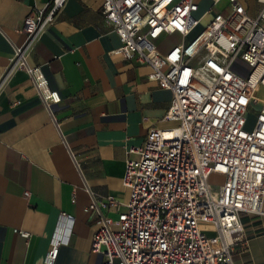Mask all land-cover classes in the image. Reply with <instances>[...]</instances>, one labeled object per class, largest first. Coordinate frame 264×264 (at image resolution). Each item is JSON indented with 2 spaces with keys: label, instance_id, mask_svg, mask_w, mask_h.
I'll return each mask as SVG.
<instances>
[{
  "label": "built area",
  "instance_id": "obj_1",
  "mask_svg": "<svg viewBox=\"0 0 264 264\" xmlns=\"http://www.w3.org/2000/svg\"><path fill=\"white\" fill-rule=\"evenodd\" d=\"M67 1L33 7L11 58L47 107L61 95L28 56ZM256 1L257 14L243 0L103 1L102 14L122 42L116 52L151 66L149 78L174 94L166 118L176 122L131 148L138 158L126 165L125 211L105 215L113 197L94 195L85 208L96 214L91 250L104 255L103 264H234L236 243L247 248L243 215L264 216V99L252 123L249 117L264 87V0ZM212 174L222 178L219 189ZM200 221L215 223L218 234L207 237ZM74 222L61 214L45 264H56Z\"/></svg>",
  "mask_w": 264,
  "mask_h": 264
},
{
  "label": "crops",
  "instance_id": "obj_2",
  "mask_svg": "<svg viewBox=\"0 0 264 264\" xmlns=\"http://www.w3.org/2000/svg\"><path fill=\"white\" fill-rule=\"evenodd\" d=\"M49 1L0 0V264H45L63 212L75 222L56 264H103L91 250L96 214L85 208L94 195L113 197L103 213L114 219L127 209L126 165L138 158L131 148L176 125L166 118L174 94L149 78L151 66L116 52L122 42L104 0H68L28 56L61 95L47 107L11 58L25 41V17ZM243 1L252 14L262 7ZM243 222L247 248L236 243L234 264H264V216Z\"/></svg>",
  "mask_w": 264,
  "mask_h": 264
},
{
  "label": "rangeland",
  "instance_id": "obj_3",
  "mask_svg": "<svg viewBox=\"0 0 264 264\" xmlns=\"http://www.w3.org/2000/svg\"><path fill=\"white\" fill-rule=\"evenodd\" d=\"M205 2L206 0H204V3ZM202 25H205V24H202ZM202 28L203 26L198 28L195 34H197ZM243 73H246V71H244ZM263 99H264V87H261L259 90L255 92V95H254V99H253L254 102L251 106L250 115H249L250 123L254 121L257 111H258V107L262 103ZM221 181H222L221 176L217 174H212L210 176V183L212 184L214 189H219ZM199 229L202 233H204L209 238H213L218 234L216 224L210 221H200Z\"/></svg>",
  "mask_w": 264,
  "mask_h": 264
}]
</instances>
